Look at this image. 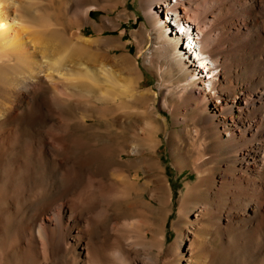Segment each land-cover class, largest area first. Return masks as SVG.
I'll return each mask as SVG.
<instances>
[{"label": "bare ground", "instance_id": "6f19581e", "mask_svg": "<svg viewBox=\"0 0 264 264\" xmlns=\"http://www.w3.org/2000/svg\"><path fill=\"white\" fill-rule=\"evenodd\" d=\"M143 2L154 33L153 39L158 44L153 46V50L158 51L165 60L172 79L178 85L179 98L189 103L185 112L181 113L175 108L173 115L182 117L187 110L197 111L191 121L204 126L203 141L210 139L208 144L202 143V147L207 145L217 151L216 164L212 168L206 166L207 169L204 167L206 159L203 158L206 154L200 152L203 157L191 167L197 180L195 184H186L187 194L178 211L179 218L183 219L181 224L190 223L194 228L193 236L198 234L204 239L214 235L220 240L217 250H206L201 256L193 257V264H211V261L219 258L222 264H264V0ZM40 4L41 0H0V120L8 122L14 119V111L28 96L37 99L46 97L42 91L44 89L52 95L50 101L55 107L65 100L61 99L62 96L84 95L101 117L117 113L116 119L119 121L123 117L139 119L141 114L146 115L148 112L140 113L137 107H148L155 95L152 91L139 92L132 85L135 81H131L133 64L130 65L129 58L127 60L129 56L91 54L89 50L93 41L82 37L67 46L69 41L60 39L62 34L58 32V35V30L48 29V19L39 14ZM154 6L163 10L164 19H158L155 15L157 12L153 11ZM167 6L169 9L165 8ZM90 10L92 7L84 11V16ZM171 12L174 16L176 14V20L187 25L183 29L184 39L192 47L193 53L186 52L187 45L180 44L181 37L166 31L165 16ZM188 28H192L191 31ZM189 31H194V35ZM144 63L148 68L154 66L153 59L149 57H144ZM205 69L208 72L204 74ZM123 73L126 77L119 78ZM185 75L190 79L186 83L183 82ZM59 105L62 107L61 103ZM149 125L150 128L143 134L146 136L145 146L150 148L155 144L150 135L154 137L156 127ZM127 148L136 153L135 148ZM121 175L112 177L108 184H100L102 181L91 184L81 191L79 197L74 194L77 198L75 213L64 203H55L65 198L71 184L67 187V183L58 181L55 173L51 174L46 184L37 186L35 205L40 212L23 223L25 233L30 237V245L37 243L36 239L40 240L44 248L50 246L56 255L69 257L72 264H130L129 259L131 261L133 258H129V252L123 248L119 238H114L110 249L109 245L106 246L111 251L105 258L103 253L107 241L99 239V229H90L91 223L96 224L107 212L103 208V211H96L97 207L128 197L130 190L117 186L127 177L126 174ZM62 176L59 178L63 179ZM129 182L127 184L134 181L131 179ZM195 198H201L203 202L200 209L194 206L198 213L194 220L188 222L187 216L194 208L190 206V201ZM53 203L56 205L51 206ZM87 211L90 218L84 216ZM208 216L212 217L213 222H198L199 217ZM175 225L178 240L182 242L186 238L181 233L183 227ZM135 238L131 240L137 241ZM124 239L127 242L126 236ZM141 240L145 241V238ZM164 240L162 236L160 246H163ZM195 240L194 236L189 242ZM133 245L136 248L140 246L136 243ZM169 248L167 250L171 251L172 247ZM225 256H229L227 262Z\"/></svg>", "mask_w": 264, "mask_h": 264}, {"label": "rangeland", "instance_id": "374dc122", "mask_svg": "<svg viewBox=\"0 0 264 264\" xmlns=\"http://www.w3.org/2000/svg\"><path fill=\"white\" fill-rule=\"evenodd\" d=\"M91 7L92 10L84 16V11ZM153 11L157 12L155 15L158 19H164L161 8L154 6ZM39 14L48 19V29L58 30L56 32L62 34L60 39L69 41L67 46L82 37L93 41L89 50L91 54L129 56L125 57L130 59L128 61L133 66L131 74L128 72L127 76L130 74L131 81L136 83L133 82L132 85L139 92L152 91L155 96L148 107H137L140 108V113L148 112L146 115H139V119L123 117L117 121V113L99 116L84 95H77L79 98L62 96L61 99H65L66 103L60 102L62 107L60 103H55L58 109L50 101L52 95L44 89L42 91L46 97L37 99L28 96L14 111V119L8 122L0 120V264H72L69 257L56 255L50 246L44 248L40 240L36 239L37 243L31 246L29 234L25 233L23 225L27 219L40 212L35 205L37 186L40 183L46 184L49 176L54 173L61 184L67 183V187L71 184L65 198L55 203H64L75 213L74 203L76 197L81 196V191L91 184L100 181L103 182L100 183L102 185L108 184L112 177L126 174V179L117 186L125 190L128 188V197L113 202L112 205L97 207L96 211L101 208L105 209L104 212L107 211L103 216L104 221L101 219L97 221L99 225L97 222L90 225L92 231L100 230L99 239L107 241L103 253L105 258L110 254L114 238H123L118 241L129 252V258H133L131 261L129 259L130 264H193V257L201 256L206 250H217L220 240L214 235L204 237V240L196 234L194 236L198 241L190 243L194 237V228L190 223L182 225L183 219L178 216L181 201L187 194L186 184H195L197 180L196 173L191 169L192 165L205 152L210 157H203L207 161L204 162L207 163L204 167L212 168L217 162V151L207 145L202 147V143L208 144L210 139L203 141L204 126L199 125L200 122L193 124L191 121L197 111L187 110L182 117L173 115V109L185 112L189 103L179 98L181 94L178 85L172 79L165 60L158 51L153 50V46L158 44L153 39L154 33L145 13L143 0H41ZM166 31L172 32L169 28ZM144 57L153 59L152 68L145 66ZM123 74L119 78L124 79L126 74ZM188 79V76L184 77L183 82L186 83ZM183 120L187 122L184 123ZM149 124L156 127L154 137L150 135L155 144L150 148L145 146L146 136L143 134L151 127ZM127 147L135 148L136 153L129 151ZM61 176L63 179L59 178ZM131 179L135 183L127 184ZM202 202L201 198H195L190 201V206L200 209ZM55 203L51 206L56 205ZM195 207L187 216L188 222L194 220L198 213L195 212ZM87 214L90 212H85L84 216ZM212 220L211 216L199 217L198 222L210 223ZM175 224L183 227L181 233L186 238L182 242L181 239L178 240ZM125 236L127 242L123 241ZM140 236L145 241H140L141 238L138 240ZM162 236L165 240L163 246H160ZM128 237H136L137 241L130 238L128 240ZM177 240L178 244L175 245ZM133 243L140 246L136 248ZM169 247H172L171 251L167 250ZM135 251L138 252L137 255ZM224 258L226 262L229 260V256ZM213 261L211 264H222L220 258Z\"/></svg>", "mask_w": 264, "mask_h": 264}]
</instances>
